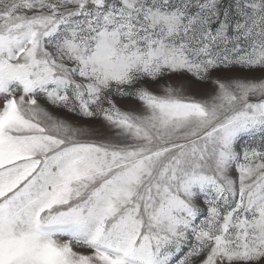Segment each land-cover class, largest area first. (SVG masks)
<instances>
[{"label":"snow or ice","instance_id":"6c2138e0","mask_svg":"<svg viewBox=\"0 0 264 264\" xmlns=\"http://www.w3.org/2000/svg\"><path fill=\"white\" fill-rule=\"evenodd\" d=\"M0 264H264V0H0Z\"/></svg>","mask_w":264,"mask_h":264}]
</instances>
